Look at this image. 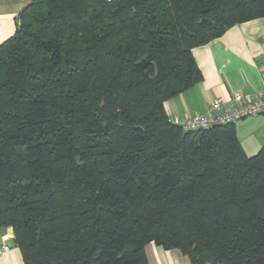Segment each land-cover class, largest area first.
I'll list each match as a JSON object with an SVG mask.
<instances>
[{
  "label": "trees",
  "instance_id": "1",
  "mask_svg": "<svg viewBox=\"0 0 264 264\" xmlns=\"http://www.w3.org/2000/svg\"><path fill=\"white\" fill-rule=\"evenodd\" d=\"M0 42V227L24 264H264V144L172 124L192 49L264 0H28Z\"/></svg>",
  "mask_w": 264,
  "mask_h": 264
},
{
  "label": "crops",
  "instance_id": "2",
  "mask_svg": "<svg viewBox=\"0 0 264 264\" xmlns=\"http://www.w3.org/2000/svg\"><path fill=\"white\" fill-rule=\"evenodd\" d=\"M28 0H0V42L16 27V14ZM264 48V17L235 24L219 37L192 49L202 80L164 102L168 118H185L207 110L215 98L227 100L234 92H257L264 87L261 52ZM236 134L246 154L257 153L264 144V116L246 117L234 123ZM10 249L0 256V264H24L13 242L11 227H0V243ZM149 264H191L176 248L164 249L146 243Z\"/></svg>",
  "mask_w": 264,
  "mask_h": 264
},
{
  "label": "built area",
  "instance_id": "3",
  "mask_svg": "<svg viewBox=\"0 0 264 264\" xmlns=\"http://www.w3.org/2000/svg\"><path fill=\"white\" fill-rule=\"evenodd\" d=\"M262 73L264 75V48L261 52ZM207 110L193 116L169 118L174 125L183 129H206L216 124L235 123L246 117L264 116V87L257 92H234L227 100L215 98ZM10 247L3 240L0 243V256L5 254Z\"/></svg>",
  "mask_w": 264,
  "mask_h": 264
}]
</instances>
